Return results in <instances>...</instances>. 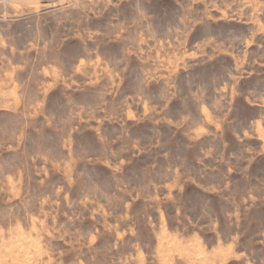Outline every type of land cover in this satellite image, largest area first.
<instances>
[{
  "label": "rangeland",
  "instance_id": "rangeland-1",
  "mask_svg": "<svg viewBox=\"0 0 264 264\" xmlns=\"http://www.w3.org/2000/svg\"><path fill=\"white\" fill-rule=\"evenodd\" d=\"M7 2L0 264H264V0Z\"/></svg>",
  "mask_w": 264,
  "mask_h": 264
},
{
  "label": "bare ground",
  "instance_id": "bare-ground-1",
  "mask_svg": "<svg viewBox=\"0 0 264 264\" xmlns=\"http://www.w3.org/2000/svg\"><path fill=\"white\" fill-rule=\"evenodd\" d=\"M3 1H5V2H7V1H8V2H9V0H3ZM8 2H7V3H8Z\"/></svg>",
  "mask_w": 264,
  "mask_h": 264
}]
</instances>
